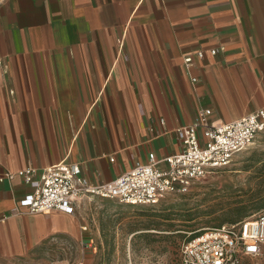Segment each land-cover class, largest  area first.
<instances>
[{
  "label": "crops",
  "instance_id": "0c3cea01",
  "mask_svg": "<svg viewBox=\"0 0 264 264\" xmlns=\"http://www.w3.org/2000/svg\"><path fill=\"white\" fill-rule=\"evenodd\" d=\"M260 109L264 0H0V264L83 239L94 198L29 215L34 189L9 173L66 161L110 183L182 153L177 131L202 110L229 123Z\"/></svg>",
  "mask_w": 264,
  "mask_h": 264
},
{
  "label": "built area",
  "instance_id": "2783aa9c",
  "mask_svg": "<svg viewBox=\"0 0 264 264\" xmlns=\"http://www.w3.org/2000/svg\"><path fill=\"white\" fill-rule=\"evenodd\" d=\"M218 52L199 51L196 56L205 59ZM193 60V55L185 57L188 65ZM212 115V110H202L193 125L177 131L185 146L182 153L164 159L151 154L146 163H138L110 183L93 184L83 176L80 165L66 161L44 170L39 177L33 168L7 176L11 180L19 176L33 187L34 194L24 202L29 215H73L75 201L87 197L130 206H158L168 196L190 194L196 184L218 170L230 168L236 156L252 147L264 132V109L229 123L214 121ZM263 253L264 211L238 223L206 230L184 247L181 263L243 264L246 258Z\"/></svg>",
  "mask_w": 264,
  "mask_h": 264
},
{
  "label": "rangeland",
  "instance_id": "374dc122",
  "mask_svg": "<svg viewBox=\"0 0 264 264\" xmlns=\"http://www.w3.org/2000/svg\"><path fill=\"white\" fill-rule=\"evenodd\" d=\"M80 205L87 226L83 239L56 244L33 264H182L184 247L206 230L264 211V132L230 168L216 171L188 195L168 196L158 206L101 198ZM243 264H264V253Z\"/></svg>",
  "mask_w": 264,
  "mask_h": 264
}]
</instances>
